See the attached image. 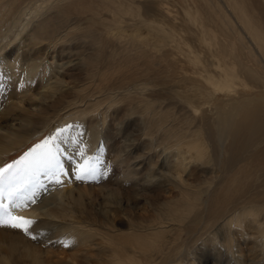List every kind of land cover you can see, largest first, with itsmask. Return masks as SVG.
<instances>
[{
    "label": "bare ground",
    "instance_id": "1",
    "mask_svg": "<svg viewBox=\"0 0 264 264\" xmlns=\"http://www.w3.org/2000/svg\"><path fill=\"white\" fill-rule=\"evenodd\" d=\"M173 1L180 17L171 0H0V45L19 38L0 63L11 87L0 139L20 146L31 137L16 131L48 114L39 129L54 126L50 146L73 186L49 210L17 209L69 250L54 259L3 239L22 264H194L210 237L230 252L242 239L244 263L262 261L264 109L214 104L239 96L242 75L261 78L245 37L264 58V0ZM56 68L63 75L51 81ZM93 164L104 173L77 178ZM111 186L151 212L138 207L147 220L125 235L102 224L129 205ZM91 189L97 198L84 199Z\"/></svg>",
    "mask_w": 264,
    "mask_h": 264
},
{
    "label": "rangeland",
    "instance_id": "2",
    "mask_svg": "<svg viewBox=\"0 0 264 264\" xmlns=\"http://www.w3.org/2000/svg\"><path fill=\"white\" fill-rule=\"evenodd\" d=\"M219 1V0H214ZM177 2V3H176ZM221 2V1H220ZM171 4L174 5L173 9L175 10L178 17L181 15V5L178 3V1L171 0ZM222 4V2H221ZM180 11V12H179ZM228 15L229 11L226 10ZM14 39H16V35H14L12 38L7 36V38L4 39L3 43L0 45V63L4 65L6 61H11L13 56L10 54V50L14 47L18 46L19 38L17 39V42H14ZM245 42H247V45L249 46V49L252 50V52H255L257 55L255 58V61L248 62L249 66H253L256 68L257 71L260 74L259 79H251L245 75H242V82L241 85L238 86L237 91L239 92L238 97L234 96H227V95H218L216 103L214 104L215 108L225 109L232 106L233 102H240L241 104H236L233 108L236 110L239 109H251L257 105L262 106L264 109V58H262L259 53L256 51L254 45L249 40L248 37H245ZM3 59V60H2ZM260 69V70H259ZM52 72V71H51ZM3 74L0 69V126L4 125V122L6 121V118L4 116L5 112V102L10 99L9 91L11 87L9 88L6 84V81H4L6 75ZM63 74H57V68L54 69L52 80L51 81H58L60 80L61 76ZM57 78L58 80H56ZM61 86V83H59ZM58 84V87H59ZM80 84V83H78ZM81 85V84H80ZM252 85V86H251ZM235 99V101L231 100L230 98ZM229 99V100H228ZM229 103V105H228ZM231 103V104H230ZM229 106V107H228ZM233 111V110H232ZM235 111V110H234ZM223 113L227 111H222ZM235 113V112H234ZM44 118H35L30 120L29 127L27 129H20L16 131V135L18 136L20 140H24L26 137H31L28 139L29 141L22 143L20 146L17 145V143L12 142H4L3 139H0V169H6L7 165H14L17 168L21 169V173L18 177L15 178L14 181V187L11 189V193H21V195L14 201L12 195H10L9 189H8V179H7V171L5 172V181H4V192L3 196L4 199L0 200V204L3 205V207L10 211L14 217L17 218H23V219H29L31 221H39L36 220L35 217L30 216H24L23 212L30 211V207L42 205V207L45 210H49L51 207H53V202L57 201V199L61 194H65L66 191L69 188H72V184L70 183V179L68 178L67 174L64 171V165L60 164V168L55 169L56 174L53 175L52 171H49L45 166H32L29 168H25V165L27 164L28 159L31 157L29 156L30 153L33 152L35 149L36 152L41 151V148H38L37 146H44L45 142H47V147L53 148L52 145V139L51 136L54 134V131L52 128H45L43 131L39 129V127L42 124L43 120L49 119V115L44 116ZM62 116L60 115V118ZM7 127H13L12 125L8 124ZM14 128V127H13ZM30 131H38L39 134L35 136H31ZM4 133V129L0 128V134ZM12 140V139H11ZM11 144V145H10ZM15 148V149H11ZM11 149V151H8ZM8 151V152H6ZM103 156V154H99L98 157ZM102 160L104 159V156L101 157ZM19 162V163H18ZM150 165L155 164L154 159H151L149 162ZM60 169L63 170V174H60ZM14 170V169H13ZM81 170V169H80ZM79 170V171H80ZM100 169L99 174H103L104 170ZM102 172V173H101ZM97 173V174H98ZM83 186V185H82ZM126 186V185H125ZM112 188H115L119 196L121 197L123 201L126 199L129 200V205L126 206L123 203V209L119 210L117 213H115V218H111L108 222L102 223L103 225H106L110 228L109 234H117L119 235H125L128 232V225L134 224V223H143L147 219H142L143 215L138 214V207H143V210H146V204L143 202V200H135L133 196L130 193V189L127 187L118 188L117 186H111ZM83 188H87V186H84ZM80 187L81 190H84ZM143 194H154L150 190H146V192H143ZM83 195V194H82ZM97 198L96 191L94 190H85L84 193V199H92L95 200ZM21 201H24L23 207H16V204H19ZM58 205V204H57ZM126 206V207H125ZM42 208V209H43ZM22 209V213H20L19 210ZM19 212H17V211ZM147 211V210H146ZM126 213V214H125ZM147 213L150 215V209H148ZM127 216V217H126ZM125 219H124V218ZM207 219V218H205ZM127 220V221H126ZM129 221V222H128ZM97 226L100 225V222L97 221ZM52 227V228H51ZM53 226H50L48 229H44L42 231H35L32 228L29 229L28 234L26 235L24 231L19 229H12L8 227H0V243L3 245L0 246V255L1 261H7V264H22L21 260H18L12 253H10L7 250V242H4L6 240L3 239H15L16 238H22V242L25 244L33 247V248H39L42 251H47V254L49 255V258H54L53 254L57 252H67L69 250L63 251V243L62 241H58L56 238L52 239L51 241H57L56 243H47V238L49 234L53 231ZM104 232V230H103ZM35 237V238H33ZM207 239V241H198L197 248L199 249L197 251L196 255L191 254L190 261H192L194 264H245L243 257L241 255L246 253L245 247L248 246V244L244 240H235L230 241V246H235L233 251L230 252V250L225 249L223 246V243L220 238H213ZM94 239L98 240V233L94 237ZM235 240V242H234ZM234 242V243H233ZM247 244V245H246ZM206 245V246H205ZM209 245V246H208ZM237 245V246H236ZM221 246L223 249H220ZM213 250V251H212ZM235 251V252H234ZM199 252V253H198ZM230 252V253H229ZM244 252V253H243ZM16 254L18 251L15 252ZM234 253V254H233ZM198 255V256H197ZM236 255V256H235ZM193 256V257H192ZM220 256V257H219ZM263 259L260 262V264H264V253L261 256ZM56 259V258H54ZM26 263V262H25ZM27 264H32L30 260L27 262Z\"/></svg>",
    "mask_w": 264,
    "mask_h": 264
},
{
    "label": "snow or ice",
    "instance_id": "3",
    "mask_svg": "<svg viewBox=\"0 0 264 264\" xmlns=\"http://www.w3.org/2000/svg\"><path fill=\"white\" fill-rule=\"evenodd\" d=\"M42 150L36 152L34 149L32 153L29 154L31 157L28 159L25 168H29L32 166H45L49 171L53 172V175L56 174L55 169L60 168L59 161L57 160L56 154L52 151L51 148L47 147V142H45L44 146H37ZM83 155V153H81ZM19 163V162H18ZM14 169V170H13ZM7 171V179H8V189L10 195H12L13 200L15 201L21 193H11V189L14 187L15 178L18 177L21 173V169L17 168L14 165H7L6 169H0V200L4 199L3 192H4V181L6 179L5 172ZM98 168L93 164L89 165L80 170L78 174V179H86L89 177H94L97 174ZM60 174H63V170L60 169ZM24 201H21L19 204H16V207H23ZM34 224L33 221L26 220L23 218H17L12 215V213L6 210L2 204H0V227H8L12 229H19L24 231L27 235L29 229ZM35 238V237H33Z\"/></svg>",
    "mask_w": 264,
    "mask_h": 264
}]
</instances>
